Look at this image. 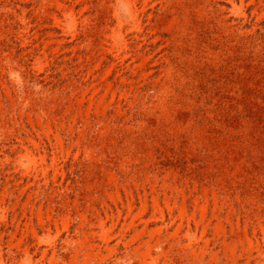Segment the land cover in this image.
I'll use <instances>...</instances> for the list:
<instances>
[{
    "label": "rangeland",
    "instance_id": "374dc122",
    "mask_svg": "<svg viewBox=\"0 0 264 264\" xmlns=\"http://www.w3.org/2000/svg\"><path fill=\"white\" fill-rule=\"evenodd\" d=\"M0 264H264V0H0Z\"/></svg>",
    "mask_w": 264,
    "mask_h": 264
}]
</instances>
